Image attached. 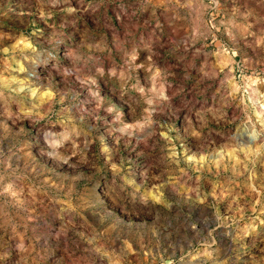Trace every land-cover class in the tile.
Here are the masks:
<instances>
[{
  "label": "rangeland",
  "instance_id": "1",
  "mask_svg": "<svg viewBox=\"0 0 264 264\" xmlns=\"http://www.w3.org/2000/svg\"><path fill=\"white\" fill-rule=\"evenodd\" d=\"M0 264H264V0H0Z\"/></svg>",
  "mask_w": 264,
  "mask_h": 264
}]
</instances>
